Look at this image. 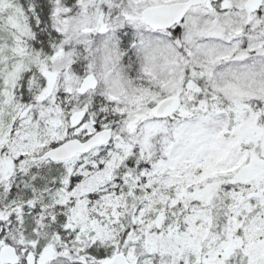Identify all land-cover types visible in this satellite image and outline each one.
I'll return each instance as SVG.
<instances>
[{
  "label": "snow or ice",
  "instance_id": "1",
  "mask_svg": "<svg viewBox=\"0 0 264 264\" xmlns=\"http://www.w3.org/2000/svg\"><path fill=\"white\" fill-rule=\"evenodd\" d=\"M0 264H264V0H0Z\"/></svg>",
  "mask_w": 264,
  "mask_h": 264
}]
</instances>
